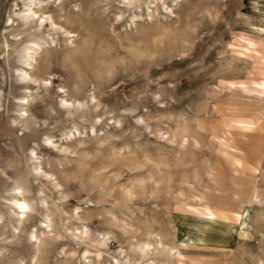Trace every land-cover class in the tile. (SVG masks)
I'll use <instances>...</instances> for the list:
<instances>
[{
	"label": "rangeland",
	"instance_id": "1",
	"mask_svg": "<svg viewBox=\"0 0 264 264\" xmlns=\"http://www.w3.org/2000/svg\"><path fill=\"white\" fill-rule=\"evenodd\" d=\"M0 264H264V0H0Z\"/></svg>",
	"mask_w": 264,
	"mask_h": 264
},
{
	"label": "bare ground",
	"instance_id": "2",
	"mask_svg": "<svg viewBox=\"0 0 264 264\" xmlns=\"http://www.w3.org/2000/svg\"><path fill=\"white\" fill-rule=\"evenodd\" d=\"M52 1V0H51ZM36 0H31V3H35ZM56 2V1H55ZM31 6V5H30ZM29 8V7H28ZM29 11V10H28ZM30 11L32 13V19L33 18H36L37 16L39 17V12L35 11L33 8H30ZM24 22V21H23ZM46 19L43 17V16H40L38 19H37V22H36V25L37 27H39V29H43V27L46 25ZM16 197V196H15ZM14 206H16L17 209H20V213L22 215H26L28 210H29V205L25 202V201H20L19 199L17 198H14L13 202ZM12 204V205H13Z\"/></svg>",
	"mask_w": 264,
	"mask_h": 264
}]
</instances>
